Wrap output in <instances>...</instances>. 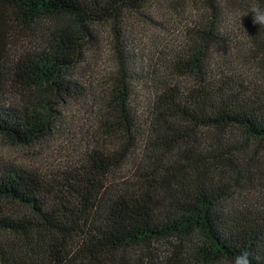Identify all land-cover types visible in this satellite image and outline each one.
Listing matches in <instances>:
<instances>
[{
	"label": "trees",
	"instance_id": "obj_1",
	"mask_svg": "<svg viewBox=\"0 0 264 264\" xmlns=\"http://www.w3.org/2000/svg\"><path fill=\"white\" fill-rule=\"evenodd\" d=\"M155 1L0 0L9 143L47 139L60 108L93 96L67 76L98 43L96 24L108 26L114 64L84 151L43 173L0 163V264H235L241 253L264 264V84L212 60L249 44L264 68V26L248 12L240 38L227 0H204L187 48L145 60L126 27L151 21ZM20 36L28 46L16 48ZM139 85L154 90L145 121Z\"/></svg>",
	"mask_w": 264,
	"mask_h": 264
},
{
	"label": "rangeland",
	"instance_id": "obj_2",
	"mask_svg": "<svg viewBox=\"0 0 264 264\" xmlns=\"http://www.w3.org/2000/svg\"><path fill=\"white\" fill-rule=\"evenodd\" d=\"M252 4V0H227L222 3L227 8L230 27L240 38L247 12L254 7ZM145 14L151 21L143 17L132 18L126 27L129 48L142 51L145 60L150 57L161 59L169 54H180L187 48L190 30L204 16V0H156ZM92 29L98 35V43L92 48H85L84 61L71 70L67 78L80 83L87 91L91 90L93 96L84 105L60 108L63 121L47 139L30 145H13L0 136V163L43 173L66 166L86 149L101 113L104 78L114 68L108 26L96 24ZM15 45L16 48L28 46L29 42L20 36ZM249 46L240 50L219 48L213 52L212 60L216 64L229 62L238 70H251L256 82L264 84V68L258 66L259 58L248 55ZM153 92L148 86L135 88L132 104L142 121L149 115Z\"/></svg>",
	"mask_w": 264,
	"mask_h": 264
},
{
	"label": "clouds",
	"instance_id": "obj_3",
	"mask_svg": "<svg viewBox=\"0 0 264 264\" xmlns=\"http://www.w3.org/2000/svg\"><path fill=\"white\" fill-rule=\"evenodd\" d=\"M248 12L252 13V20L254 24H259L260 27L264 26V8L254 6L251 7ZM235 264H250L247 253H241L238 255L235 258Z\"/></svg>",
	"mask_w": 264,
	"mask_h": 264
}]
</instances>
